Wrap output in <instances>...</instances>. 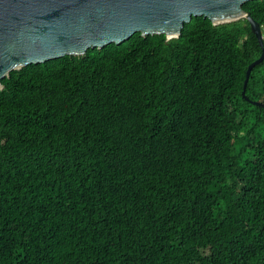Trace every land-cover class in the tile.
I'll list each match as a JSON object with an SVG mask.
<instances>
[{
    "label": "trees",
    "instance_id": "trees-1",
    "mask_svg": "<svg viewBox=\"0 0 264 264\" xmlns=\"http://www.w3.org/2000/svg\"><path fill=\"white\" fill-rule=\"evenodd\" d=\"M262 51L248 19L193 17L12 71L0 264H264Z\"/></svg>",
    "mask_w": 264,
    "mask_h": 264
},
{
    "label": "water",
    "instance_id": "water-1",
    "mask_svg": "<svg viewBox=\"0 0 264 264\" xmlns=\"http://www.w3.org/2000/svg\"><path fill=\"white\" fill-rule=\"evenodd\" d=\"M254 0H0V90L14 70L89 49L119 45L135 33L178 38L193 17L214 25L248 19L263 49L247 70L264 60L261 25L244 8Z\"/></svg>",
    "mask_w": 264,
    "mask_h": 264
}]
</instances>
